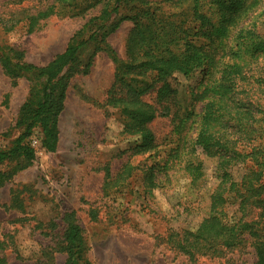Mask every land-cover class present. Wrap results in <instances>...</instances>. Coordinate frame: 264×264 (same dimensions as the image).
Wrapping results in <instances>:
<instances>
[{
	"label": "rangeland",
	"instance_id": "374dc122",
	"mask_svg": "<svg viewBox=\"0 0 264 264\" xmlns=\"http://www.w3.org/2000/svg\"><path fill=\"white\" fill-rule=\"evenodd\" d=\"M53 3L0 0V45L22 52L25 63L46 66L101 10L98 5L76 17L52 15L29 31V17ZM252 24L264 34L261 7L252 14ZM132 28L130 21H123L104 42L79 49L77 66L65 75L68 86L55 151L41 146V133L35 129L29 138L34 151L30 164L19 169L23 158L0 164L1 171H15L0 185V249L6 264H64L66 255L58 249L66 226L63 217L69 213L81 229L90 264H256V248L264 240V163L259 168L256 158L247 156L221 164L219 155L194 149L195 124L188 128V121L181 138L172 130L176 115L200 113L202 102L193 96L200 75L168 78L176 92L169 97L157 99V85L142 96L157 110L170 109L167 115L157 113L147 125L160 149L155 155L131 156L129 149L138 138L122 133L124 119L118 109L104 106L114 80L113 57L127 59ZM261 60L254 72L264 77ZM29 87L25 77L12 86L0 67V149L9 148L20 133L14 125ZM254 115L258 133L244 134L235 127L228 136L237 151L256 150L261 161L264 118ZM129 164L131 175L116 184ZM105 167L110 178L105 177ZM251 179L260 187V205L246 191ZM213 217L240 226L234 245L192 242L191 234Z\"/></svg>",
	"mask_w": 264,
	"mask_h": 264
},
{
	"label": "trees",
	"instance_id": "16d2710c",
	"mask_svg": "<svg viewBox=\"0 0 264 264\" xmlns=\"http://www.w3.org/2000/svg\"><path fill=\"white\" fill-rule=\"evenodd\" d=\"M98 5H101L100 12L91 17L71 38L64 52L46 66L25 63L22 52L0 45V67L11 85L15 86L21 77L30 83L14 125L20 133L9 148L0 149V164L23 158L25 164L19 169L26 168L34 158L29 138L35 129L41 133V146L55 151L58 119L68 86L65 80L78 64L79 49L88 43L104 42L121 22L130 21L133 28L127 41L128 57L124 61L113 57L114 80L104 103L119 110L124 119L122 133L138 138V143L129 149L130 155L160 152L147 125L157 113L163 116L170 111L168 106L155 109L142 96L157 85V99L169 97L176 92L170 88L168 78L175 74L188 77L198 73L200 85L193 96L202 102L201 111H187L173 117L177 120L172 129L174 134L181 138L189 121L188 128L196 126L194 149L217 154L221 164L227 165L235 158L243 161L250 156L256 158L255 164L262 168L264 159H257L256 150L240 153L228 132L237 127L240 132L253 135L259 132L254 127L257 121L254 113L263 114L259 119L264 118V77L254 72L260 69L261 59L264 63V34L257 33L251 25L254 11L260 7L264 10V0H54L44 11L29 17V31L39 20L52 15L76 17ZM132 168L129 164L116 184H123ZM104 171L105 177L110 178L107 167ZM14 173L0 170V185L9 181ZM250 173L259 175L253 170ZM247 188L254 202L262 204L260 187L254 186L253 179ZM245 198L243 195L242 200ZM220 201L218 196L216 204ZM63 221L66 226L58 251L66 255L64 264H90L85 258L81 229L73 215L65 214ZM238 227L213 217L197 233L191 234L192 242L211 241L215 245L220 240L221 245L230 247L237 240ZM192 242L190 246L194 245ZM256 254V264H264V240L256 248ZM0 264H6L3 249H0Z\"/></svg>",
	"mask_w": 264,
	"mask_h": 264
},
{
	"label": "built area",
	"instance_id": "2783aa9c",
	"mask_svg": "<svg viewBox=\"0 0 264 264\" xmlns=\"http://www.w3.org/2000/svg\"><path fill=\"white\" fill-rule=\"evenodd\" d=\"M32 144L35 145V144H36V140H33V141H32Z\"/></svg>",
	"mask_w": 264,
	"mask_h": 264
}]
</instances>
